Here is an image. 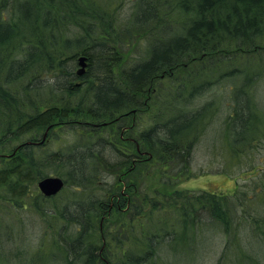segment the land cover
Returning a JSON list of instances; mask_svg holds the SVG:
<instances>
[{
  "label": "trees",
  "instance_id": "16d2710c",
  "mask_svg": "<svg viewBox=\"0 0 264 264\" xmlns=\"http://www.w3.org/2000/svg\"><path fill=\"white\" fill-rule=\"evenodd\" d=\"M123 1L0 0V244L28 208L55 231L54 264H168L164 249L202 238L207 221L226 239L214 264H264V184L252 195L174 188L203 175L191 161L208 124L222 117L216 142L229 163L245 162L264 131L246 90L258 75L243 68L264 56V0H129L119 24ZM131 26L140 49L122 68ZM224 76L249 80L233 82L220 116L225 99L209 89ZM52 175L65 186L46 197L38 182Z\"/></svg>",
  "mask_w": 264,
  "mask_h": 264
},
{
  "label": "rangeland",
  "instance_id": "374dc122",
  "mask_svg": "<svg viewBox=\"0 0 264 264\" xmlns=\"http://www.w3.org/2000/svg\"><path fill=\"white\" fill-rule=\"evenodd\" d=\"M132 4L129 0L123 1L120 4V7H117L118 14V23L121 24L123 21H127L130 17V12L132 11ZM117 5V3H116ZM115 5V7H116ZM120 18V19H119ZM122 31L121 39L118 42V48L122 53V68H126L130 66L135 58L138 56V51L140 49V44H137L141 39V33L138 30H135L133 26L128 29V33H123ZM120 35V36H121ZM151 37V36H150ZM142 47L144 42H141ZM235 66V64L233 65ZM242 66V65H240ZM190 68H198L197 64H193L191 67H185V71ZM243 68H251L250 71H255V82L253 84V80L249 82L248 86H251L252 89L247 88L246 90H254L253 97L255 103L257 102L258 107L261 109L260 119L264 121V56L262 58H258L255 61H250L243 65ZM212 80H216L215 78ZM248 78L241 76H234L230 79V76H224L217 81H213L212 87L209 90L211 91V96L216 95L219 96L223 100V107L217 110L221 115L225 116V112L227 111L226 104L228 95L231 93V90H234L233 82L241 84L247 83ZM169 82V84H168ZM172 82L170 80H159L156 87L158 86V90H168V86ZM168 85V86H167ZM189 90V89H188ZM240 99L241 101V97ZM152 110V108H151ZM147 119V118H146ZM144 119V120H146ZM223 121L222 117L218 119V122H213L212 124L207 125V129L204 131V136L198 138L197 143L193 149L192 161H191V171L193 173L198 174L201 172L203 175L195 176L190 175V177L185 176L182 177L180 182L174 186L177 189L191 190V191H201L206 190L219 194L231 195L235 191L237 186H240L241 191L246 190L249 195H252L254 189L256 187L260 188L263 186L264 182V131L261 133L258 139H255V146L253 148L250 147L252 153H249L248 158L243 161L238 162H228L222 154L218 152V148L220 143L216 142L220 140L222 137L219 135L220 127L219 124ZM59 130V129H58ZM56 131V133L58 132ZM65 133L53 135L55 138H65ZM254 135V132L248 131V136ZM52 136V137H53ZM219 137V138H217ZM43 141V140H42ZM47 146L57 147L52 141L49 139L46 141ZM221 142V141H220ZM222 143V142H221ZM55 145V146H54ZM6 154H0V166L6 164ZM256 166L252 168V166ZM258 168H263L262 170ZM226 170V172H225ZM263 171V172H262ZM255 183V184H254ZM256 206L259 204L256 203ZM260 207V206H258ZM262 207V206H261ZM37 212L33 209L23 208L15 212L13 216H19V220L22 222V231L19 232L18 221L14 217H9V220L13 222L16 226L15 231H9V233H5L3 235V239L0 244V258L6 264H23L24 257L25 264H48L49 261L54 264V259L47 260L48 257H52L55 254L56 247L53 245L51 237L53 234L55 235V231L49 229L47 224L44 222L43 217L36 214ZM202 214V211H200ZM11 216V215H9ZM202 216H204L202 214ZM208 215L203 217V220H207ZM206 227L202 229V238L197 240L187 241L178 251H170L169 249H164L166 253L163 255L165 263L168 264H195V260L197 259V255H200L198 261L200 264H214L215 260L219 253L222 252L226 244V239L224 234L218 232V229L212 225L211 223L206 221ZM245 224L241 229L248 233V229L245 228ZM20 229V230H21ZM18 232V233H17ZM12 233L14 235L12 236ZM22 233V234H20ZM25 236L24 245L27 244L28 254L23 255L24 251H20V243L18 238ZM244 236V234H241ZM241 236V237H242ZM245 237V236H244ZM15 239V240H14ZM14 241V242H13ZM45 245L46 250L42 251L40 249ZM23 246V244H22ZM52 247L53 254H50L48 250ZM25 248V249H26ZM43 248V249H45ZM38 253V254H37ZM190 254H193L190 256ZM61 256V255H60ZM56 257L61 260V258ZM194 256V258H191ZM202 260V261H200ZM245 259H240V263L234 262V264H241Z\"/></svg>",
  "mask_w": 264,
  "mask_h": 264
},
{
  "label": "water",
  "instance_id": "95a60500",
  "mask_svg": "<svg viewBox=\"0 0 264 264\" xmlns=\"http://www.w3.org/2000/svg\"><path fill=\"white\" fill-rule=\"evenodd\" d=\"M86 68H87V57L84 55H81L79 57L78 74L84 75L87 70ZM45 138H46V134L43 138V141L45 140ZM64 186H65L64 180L59 176H53V175L42 178L38 182V187H39L40 192L46 197L57 195L59 192L62 191Z\"/></svg>",
  "mask_w": 264,
  "mask_h": 264
},
{
  "label": "flooded vegetation",
  "instance_id": "af4514ba",
  "mask_svg": "<svg viewBox=\"0 0 264 264\" xmlns=\"http://www.w3.org/2000/svg\"><path fill=\"white\" fill-rule=\"evenodd\" d=\"M237 189H238V186L236 187V189H235V191L233 192V194H235V193H236ZM233 194H231V195H233Z\"/></svg>",
  "mask_w": 264,
  "mask_h": 264
}]
</instances>
